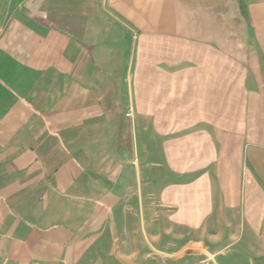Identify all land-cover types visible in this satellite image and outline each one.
Listing matches in <instances>:
<instances>
[{
  "label": "crops",
  "instance_id": "crops-1",
  "mask_svg": "<svg viewBox=\"0 0 264 264\" xmlns=\"http://www.w3.org/2000/svg\"><path fill=\"white\" fill-rule=\"evenodd\" d=\"M209 22L264 61V0H0V264H102L101 212L139 192L141 40L186 93Z\"/></svg>",
  "mask_w": 264,
  "mask_h": 264
},
{
  "label": "rangeland",
  "instance_id": "rangeland-1",
  "mask_svg": "<svg viewBox=\"0 0 264 264\" xmlns=\"http://www.w3.org/2000/svg\"><path fill=\"white\" fill-rule=\"evenodd\" d=\"M213 26L196 45L199 60L188 62L186 93L183 77L153 66L141 40L139 104L127 116L139 135V192L101 212L89 243L102 264H264V184L254 162L264 154V61L246 59L239 25L229 37L225 23L211 44Z\"/></svg>",
  "mask_w": 264,
  "mask_h": 264
},
{
  "label": "built area",
  "instance_id": "built-area-1",
  "mask_svg": "<svg viewBox=\"0 0 264 264\" xmlns=\"http://www.w3.org/2000/svg\"><path fill=\"white\" fill-rule=\"evenodd\" d=\"M132 115H133L132 113L127 114L128 117H131ZM189 264H207V263L205 261H194Z\"/></svg>",
  "mask_w": 264,
  "mask_h": 264
},
{
  "label": "bare ground",
  "instance_id": "bare-ground-1",
  "mask_svg": "<svg viewBox=\"0 0 264 264\" xmlns=\"http://www.w3.org/2000/svg\"><path fill=\"white\" fill-rule=\"evenodd\" d=\"M207 255L210 257L211 260H213L214 257L212 255H210L209 253H207Z\"/></svg>",
  "mask_w": 264,
  "mask_h": 264
}]
</instances>
